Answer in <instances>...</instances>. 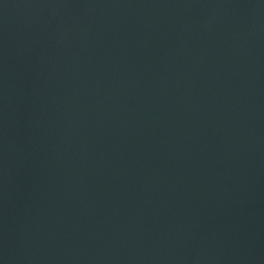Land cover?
Segmentation results:
<instances>
[{"label":"water","instance_id":"obj_1","mask_svg":"<svg viewBox=\"0 0 264 264\" xmlns=\"http://www.w3.org/2000/svg\"><path fill=\"white\" fill-rule=\"evenodd\" d=\"M0 264H264V0H0Z\"/></svg>","mask_w":264,"mask_h":264}]
</instances>
